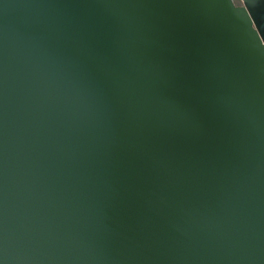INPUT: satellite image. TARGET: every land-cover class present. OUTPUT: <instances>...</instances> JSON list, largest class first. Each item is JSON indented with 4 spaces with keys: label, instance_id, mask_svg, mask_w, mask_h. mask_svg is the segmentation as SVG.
Segmentation results:
<instances>
[{
    "label": "water",
    "instance_id": "obj_1",
    "mask_svg": "<svg viewBox=\"0 0 264 264\" xmlns=\"http://www.w3.org/2000/svg\"><path fill=\"white\" fill-rule=\"evenodd\" d=\"M0 0V264H264V0Z\"/></svg>",
    "mask_w": 264,
    "mask_h": 264
},
{
    "label": "rangeland",
    "instance_id": "obj_2",
    "mask_svg": "<svg viewBox=\"0 0 264 264\" xmlns=\"http://www.w3.org/2000/svg\"><path fill=\"white\" fill-rule=\"evenodd\" d=\"M235 1H236V2H238V3H240V4L242 3V1H241V0H235Z\"/></svg>",
    "mask_w": 264,
    "mask_h": 264
},
{
    "label": "flooded vegetation",
    "instance_id": "obj_3",
    "mask_svg": "<svg viewBox=\"0 0 264 264\" xmlns=\"http://www.w3.org/2000/svg\"><path fill=\"white\" fill-rule=\"evenodd\" d=\"M236 3H238V2H236ZM239 4V3H238Z\"/></svg>",
    "mask_w": 264,
    "mask_h": 264
}]
</instances>
